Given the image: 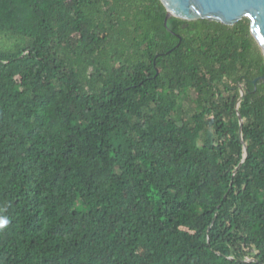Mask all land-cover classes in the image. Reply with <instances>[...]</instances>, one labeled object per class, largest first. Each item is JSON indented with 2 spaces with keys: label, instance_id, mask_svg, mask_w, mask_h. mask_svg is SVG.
Returning <instances> with one entry per match:
<instances>
[{
  "label": "trees",
  "instance_id": "16d2710c",
  "mask_svg": "<svg viewBox=\"0 0 264 264\" xmlns=\"http://www.w3.org/2000/svg\"><path fill=\"white\" fill-rule=\"evenodd\" d=\"M166 14L0 0V264H264V52Z\"/></svg>",
  "mask_w": 264,
  "mask_h": 264
},
{
  "label": "water",
  "instance_id": "95a60500",
  "mask_svg": "<svg viewBox=\"0 0 264 264\" xmlns=\"http://www.w3.org/2000/svg\"><path fill=\"white\" fill-rule=\"evenodd\" d=\"M166 8L165 24L175 17L184 21L211 20L226 26H234L247 18L250 31L264 52V0H160ZM264 81V77L256 79ZM244 96L242 91L241 99ZM243 120L240 119L242 135ZM247 157V145L244 143ZM238 170V169H237Z\"/></svg>",
  "mask_w": 264,
  "mask_h": 264
},
{
  "label": "rangeland",
  "instance_id": "374dc122",
  "mask_svg": "<svg viewBox=\"0 0 264 264\" xmlns=\"http://www.w3.org/2000/svg\"><path fill=\"white\" fill-rule=\"evenodd\" d=\"M10 113V112H9ZM9 113L6 115V117H7V119L5 118L3 121H2V125L3 126H6L7 128H9L10 126H9ZM68 221H70V222H72L73 223V221H76V219L75 218H73V216H71V217H69L68 218ZM138 253H139V251L138 250H136Z\"/></svg>",
  "mask_w": 264,
  "mask_h": 264
},
{
  "label": "clouds",
  "instance_id": "9594fccd",
  "mask_svg": "<svg viewBox=\"0 0 264 264\" xmlns=\"http://www.w3.org/2000/svg\"><path fill=\"white\" fill-rule=\"evenodd\" d=\"M7 224L6 220H0V228L4 227Z\"/></svg>",
  "mask_w": 264,
  "mask_h": 264
}]
</instances>
